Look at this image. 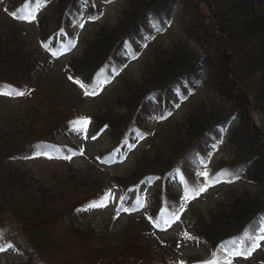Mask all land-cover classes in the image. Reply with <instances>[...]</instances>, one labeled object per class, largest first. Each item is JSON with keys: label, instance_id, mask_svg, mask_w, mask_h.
I'll return each instance as SVG.
<instances>
[{"label": "trees", "instance_id": "trees-1", "mask_svg": "<svg viewBox=\"0 0 264 264\" xmlns=\"http://www.w3.org/2000/svg\"><path fill=\"white\" fill-rule=\"evenodd\" d=\"M93 1L11 0L10 10L21 18L35 16L33 21L38 25L40 37L44 41L51 40L53 47H59L54 32L63 30L67 34L66 43L70 45L68 40L73 32L68 29L80 23L82 4L87 2L86 9L91 18L99 13ZM257 1L261 3L262 0H225L224 6L221 0H128L115 26L98 27L85 41L81 54L65 63L66 72L85 93L97 92L102 83H106L102 81H109L112 73L122 65L124 50L135 52L137 42L142 41L151 29L162 30L174 9L180 6L179 41L169 48H155L139 83L129 79L123 81L113 105L91 116L92 134L98 135L105 130L108 138V145L101 153L121 154L136 135L149 128L147 124L153 115L143 102L154 98L160 109V119L167 101L172 100L171 92L184 96L186 90L199 81L200 65L203 64L206 72L203 84L215 93L213 102L194 106L181 122H175L160 144L147 142L128 173L112 178L120 191V202L128 190L135 189L139 194L141 184L158 181L148 209L152 224L167 225L180 214L183 203L197 188L192 175L209 146L215 144L216 128L224 132V141L235 150L233 159L218 160L211 166L209 180L242 179L264 188L261 130L249 118L253 103L238 83L240 78L235 73L238 67L234 62V56L241 57L245 53L253 59L247 66V62H240L245 70H241V75L244 77L254 66V71H261L255 102H260L259 108L264 113V11L254 7ZM211 10L214 11L212 17L208 15ZM48 21L53 24L51 28ZM215 32L220 36L216 37ZM190 40L200 43V52L188 47ZM33 67L34 62L23 52V45L16 35L9 33L7 37H0V71L13 78H0V89L21 90L12 81L27 83ZM59 109L53 108L45 123H40L35 116L21 128H13L1 135L0 160L7 155L25 157L38 152L63 154L66 145L60 144L56 137L76 132L83 125L84 117L77 112L71 114L68 108ZM236 114L239 116L237 126L225 132L230 118ZM175 171L185 180L184 190L176 194L169 188ZM25 176L26 173L17 168L4 169L3 176L0 175L3 198V202L0 200V242L12 244L23 253L26 260L19 264H34V257L43 264H54L62 246L52 236L50 224L63 221V217L77 207L100 201L107 190L102 181L85 180L74 171L58 179V187L48 189L39 184L33 188L32 184L36 182ZM12 190L24 195L27 208L5 201ZM259 216L264 219V199L247 192L232 193L228 203L210 208L205 214L194 211L192 221L183 228L184 235L194 243H205L209 256L189 253L182 257V264H225L224 258L235 250L246 253L260 229ZM12 220L17 225L14 230L19 232L18 235L7 226ZM67 230L81 245V255L91 264H115L125 251L134 264H152L154 261L138 232L126 233L120 246L104 243L91 247L89 244L97 235L93 228L81 229L69 223Z\"/></svg>", "mask_w": 264, "mask_h": 264}, {"label": "rangeland", "instance_id": "rangeland-1", "mask_svg": "<svg viewBox=\"0 0 264 264\" xmlns=\"http://www.w3.org/2000/svg\"><path fill=\"white\" fill-rule=\"evenodd\" d=\"M10 1L0 0V37H7L9 33L16 35L18 41H21L23 45V52L30 57V61L34 62V67L29 74L30 80L27 83L21 84L15 80L12 81L21 90L0 89V93L25 92L23 96L0 94V136L13 128H21L35 116L40 119V123H45V119L51 117L50 111L53 108L59 109L58 107H61L59 110L63 111L65 108L70 109L71 114L79 113L84 117V121H87V124L85 125L83 122V125L76 132L68 133L67 136L56 137L60 144L66 145L63 154L49 152L46 155H37L36 153L25 157L4 156L0 160V175L3 176L4 169L17 168L26 173L25 178L28 177L36 182L32 184L33 188L39 184L48 189L58 187V179L61 180L68 175V172L74 171L78 177L80 175L85 180L97 179L102 181L107 193L111 194L105 207H77L70 212V215H65L63 221L50 224L52 236L59 240L62 246L61 251L56 254L57 258H55L54 264H91L81 255V245L67 230L69 223L81 229H88V227L94 229L97 235L89 244L91 247L104 245V243L114 247L120 246L125 240L126 233L138 232L144 247L150 249L151 258L154 260L152 264H182V257L189 253H199L208 257L209 250L205 243H194L184 235L183 228L192 221L193 212L199 210L205 214L210 208L226 204L234 192H247L251 196L264 199V188L249 184L245 180H218L217 183H211L209 180L208 174L214 163L218 160L227 162L234 157L235 147L224 141L226 137L220 128L214 130L215 144L209 146L208 152L199 161V167L192 175L194 185L197 188L204 187L206 184H211V186L198 195L194 190L189 196L190 198L183 203L182 210L177 216L179 218L176 217L173 222L167 225L152 224L148 217L151 195L158 186L157 180L153 183L144 182L140 185L139 194L136 193L135 189L128 190L122 199L123 201L120 202V191L117 190L114 179H112L113 176H122L132 169L134 160L146 148L145 145L148 141L160 144L175 122H181L193 110L194 106L199 103L210 105L213 102L215 93L203 84L205 80L203 64L200 65L199 81L192 89H187L184 96L171 92L172 100L167 101L163 118L160 117L159 119V107L152 97L143 102L150 114H153V118L147 124L149 128L147 131L136 135L135 139L132 140L131 144L126 145L121 154L119 152H113L110 155L102 154L101 152L108 145V138L105 136L106 131L104 130L98 135L92 134L91 116L98 110H104L108 105H113V99L118 95L122 82L129 79L139 83L142 78V71L149 62L154 49L158 46L169 48L179 41L181 35V27H179L180 6L174 9L171 19L164 24L162 30L151 29L141 39V42H137L135 52L124 50L121 57L122 65L116 72L112 73L109 81L102 83L96 92L97 94L89 95L84 92L80 85L70 79L65 70V63L74 56L81 54L85 41L91 38L94 30L98 27L115 26L117 18L125 9L128 0H94L93 5L99 10V13L92 18L86 9L87 2H84L81 8L80 23L76 27L68 29V31L73 32V36L68 40L70 45L66 43L67 34L63 30L54 32L53 37H56L59 47H53L51 40L44 41L40 37L35 21L29 22L23 18H15L10 10ZM221 2L224 6L226 5L225 0H221ZM254 7L258 11H264V0L261 3L257 1ZM213 13L214 11L211 10L208 15L212 17ZM49 23V28H51L53 24ZM80 24H83V27H80ZM216 32L215 36L219 37L220 34L217 35ZM188 47L201 51L199 42L190 40ZM251 59L253 58L245 53L241 57L234 56V62L238 67V71L235 73H238L236 76L240 78V81H237L253 103L250 107L249 118L261 130L259 142L264 144V113L259 108L260 102H255L261 71L257 69L254 71L253 69L256 68L254 66L246 72L244 77L240 72L241 69L244 70L240 62H247L245 65L247 66L252 63ZM0 72H2L0 73L1 79H13L3 71ZM240 75L242 77H239ZM229 121L225 132L237 126L239 116L236 114ZM67 156L72 158L65 159L64 157ZM205 172L207 176L203 175ZM171 177L170 191L181 192L184 189V176L176 171ZM28 192L31 193L32 190H28ZM9 195L6 196L5 201H13L27 208L28 203L19 191L12 190ZM0 200L3 202L1 195ZM125 208L128 211H124ZM10 219H13L12 216ZM258 224L260 229L250 246V249L254 248L251 255L235 256L233 255L237 251L235 250L224 258L225 264H228L229 261L231 264L263 263L264 240L260 239L261 236H264L263 216H259ZM7 226L11 228L13 234H19L14 230L17 225L13 220L8 222ZM256 243L259 244L258 247L255 246ZM0 247L5 249L0 251V264H19L26 260L23 253L12 244L0 242ZM124 254L115 264H134L126 251ZM34 258L36 259L34 264H43L37 257Z\"/></svg>", "mask_w": 264, "mask_h": 264}, {"label": "snow or ice", "instance_id": "snow-or-ice-1", "mask_svg": "<svg viewBox=\"0 0 264 264\" xmlns=\"http://www.w3.org/2000/svg\"><path fill=\"white\" fill-rule=\"evenodd\" d=\"M13 15H14L15 18H18V19L21 18V17H16L15 14H13ZM96 18H98V17H96ZM23 19H25V20L31 22V20H34V19H35V16H26V17H23ZM80 27H83V24H80ZM73 46H74V45H73ZM70 79H71V77H70ZM102 82H107V81H102ZM0 94H3V95L23 96V95H25V92H23V91L2 92V93H0ZM86 94H89V95H95V94H97V93H96V91H93V92H91V93H86ZM162 118H163V117H162ZM84 124L86 125V124H87V121H84ZM43 154H46V153H42V152H38V153H37V155H43ZM80 154L82 155L83 153H80ZM49 158H51V157H49ZM64 158H65V159H71L72 157H71V156H67V157H64ZM114 159H115V158H114ZM203 175L207 176V173L205 172V173H203ZM217 182H218V181H215V180L211 181V183H217ZM209 186H211V184H206L204 187H199V188L195 189L196 194L198 195L199 193H202V192L206 191V190H207V187H209ZM110 196H111V194H110V193H107V194H105L104 197H102V199H101L100 201L95 202V203H92V204H90L88 207H89V208L105 207V206H107V203H108V200H109ZM186 199H187V198H186ZM124 211H128V209L125 208ZM178 218H179V217H177V219H178ZM260 239H261V240H264V236H261ZM255 246L258 247L259 244L256 243ZM4 250H5L4 248L0 247V251H4ZM252 250H254V248H251V249H250L249 251H247L246 253L237 250V251H235V252L233 253V255H235V256L251 255V251H252ZM228 264H231V261H229Z\"/></svg>", "mask_w": 264, "mask_h": 264}, {"label": "bare ground", "instance_id": "bare-ground-1", "mask_svg": "<svg viewBox=\"0 0 264 264\" xmlns=\"http://www.w3.org/2000/svg\"><path fill=\"white\" fill-rule=\"evenodd\" d=\"M218 35V34H217ZM231 38V37H230ZM230 54V53H229ZM242 70V69H241ZM241 72V71H240ZM236 74H238V73H236ZM252 107V106H251Z\"/></svg>", "mask_w": 264, "mask_h": 264}]
</instances>
